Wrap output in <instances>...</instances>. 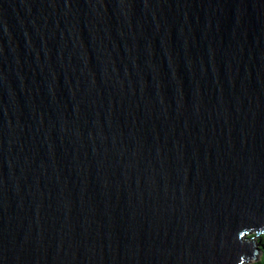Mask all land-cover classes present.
Returning <instances> with one entry per match:
<instances>
[{
	"label": "water",
	"instance_id": "water-1",
	"mask_svg": "<svg viewBox=\"0 0 264 264\" xmlns=\"http://www.w3.org/2000/svg\"><path fill=\"white\" fill-rule=\"evenodd\" d=\"M263 232L264 0H0V264H242Z\"/></svg>",
	"mask_w": 264,
	"mask_h": 264
},
{
	"label": "trees",
	"instance_id": "trees-1",
	"mask_svg": "<svg viewBox=\"0 0 264 264\" xmlns=\"http://www.w3.org/2000/svg\"><path fill=\"white\" fill-rule=\"evenodd\" d=\"M251 235V234H250ZM260 253L257 259L249 261V264H264V232L257 236Z\"/></svg>",
	"mask_w": 264,
	"mask_h": 264
},
{
	"label": "rangeland",
	"instance_id": "rangeland-1",
	"mask_svg": "<svg viewBox=\"0 0 264 264\" xmlns=\"http://www.w3.org/2000/svg\"><path fill=\"white\" fill-rule=\"evenodd\" d=\"M242 264H249V262H248V261H245V262H243Z\"/></svg>",
	"mask_w": 264,
	"mask_h": 264
}]
</instances>
